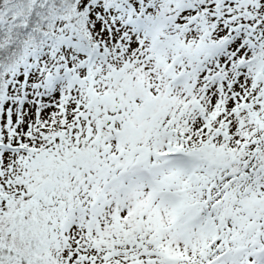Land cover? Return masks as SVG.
<instances>
[{"label": "snow or ice", "instance_id": "1", "mask_svg": "<svg viewBox=\"0 0 264 264\" xmlns=\"http://www.w3.org/2000/svg\"><path fill=\"white\" fill-rule=\"evenodd\" d=\"M0 264H264V0H0Z\"/></svg>", "mask_w": 264, "mask_h": 264}]
</instances>
